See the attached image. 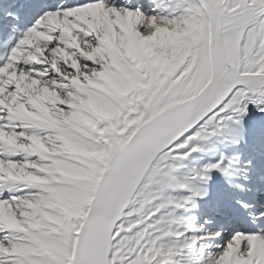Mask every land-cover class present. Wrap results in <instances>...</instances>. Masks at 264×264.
I'll return each instance as SVG.
<instances>
[{"label": "snow or ice", "instance_id": "obj_1", "mask_svg": "<svg viewBox=\"0 0 264 264\" xmlns=\"http://www.w3.org/2000/svg\"><path fill=\"white\" fill-rule=\"evenodd\" d=\"M0 264H264V0H0Z\"/></svg>", "mask_w": 264, "mask_h": 264}]
</instances>
